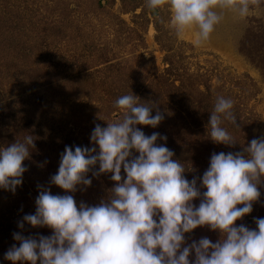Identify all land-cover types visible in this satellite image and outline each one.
<instances>
[{"label":"clouds","instance_id":"obj_1","mask_svg":"<svg viewBox=\"0 0 264 264\" xmlns=\"http://www.w3.org/2000/svg\"><path fill=\"white\" fill-rule=\"evenodd\" d=\"M258 4L259 0H146L153 12L169 7V26L177 37L194 30L196 47L209 40L225 10L243 19ZM140 101L132 92L118 97L114 107L122 110L121 117L106 127H94L92 147L65 146L58 171L50 178L51 184L74 193L78 185H91L86 174L98 164L93 176L111 173L116 182L107 202L78 206L72 195H53L47 188L39 191L35 214L25 215L23 221L47 226L52 234L14 233L19 246L13 244L5 259L13 264L38 260L39 264H264V218H254L255 229L235 224L252 211L261 195L264 137L252 139L241 152L212 153L202 177L188 180L184 165L173 159L174 152L156 143L167 137L156 132L145 135L137 127H156L164 119L159 110L152 115V105ZM233 107L232 99L216 98L208 121L214 143L235 144L222 127L224 120L237 125ZM34 147L33 137L27 135L0 148V188L15 192L21 185L27 170L22 162ZM194 199L200 200L198 206ZM205 225L219 230L222 238L213 243L204 237L184 246V234Z\"/></svg>","mask_w":264,"mask_h":264},{"label":"rangeland","instance_id":"obj_2","mask_svg":"<svg viewBox=\"0 0 264 264\" xmlns=\"http://www.w3.org/2000/svg\"><path fill=\"white\" fill-rule=\"evenodd\" d=\"M126 3L128 8L136 6L133 12H122L120 0H7L8 12L0 11L1 20L5 17L17 27H0V135H31L38 142L22 162L27 170L21 185L15 192L1 188L15 200L14 215L35 214V199L45 188L53 195H72L78 206L80 202L88 206L107 202L116 182L110 179L111 173L93 176L98 164L86 174L91 185H78L74 193L51 184L50 178L58 171L65 146L73 150L75 146L92 147L94 127H106L107 122L121 117V111L111 109L110 92L134 93L130 82L151 80L153 61L157 73L167 67L165 51L154 37L157 19L162 20L163 41L170 38L169 44L180 58L184 78L204 71L221 91L233 98L241 94L238 102L252 119L251 138L264 137V75L258 67L264 65V0L252 5L243 19L235 11L225 10L209 40L199 47L192 42L194 30L177 37L170 28L167 5L153 12L146 0ZM181 42L185 44L178 48ZM242 43L252 50L253 61L240 51ZM162 107L164 119L156 127L137 125L145 135H169L167 118L173 122L175 118L169 117L170 108ZM146 127L151 129L146 131ZM173 131L174 137L183 134L178 127ZM121 175L125 176L123 169ZM38 228L45 236L52 234L47 226ZM184 235V246L199 237L213 243L220 239L218 230L207 225ZM194 258L193 252L189 260Z\"/></svg>","mask_w":264,"mask_h":264},{"label":"trees","instance_id":"obj_3","mask_svg":"<svg viewBox=\"0 0 264 264\" xmlns=\"http://www.w3.org/2000/svg\"><path fill=\"white\" fill-rule=\"evenodd\" d=\"M6 1L7 0H0V7H2L0 8V11H2L3 14L8 12ZM120 1L122 12H133L136 7L132 6L131 8H128L126 0ZM99 7H102L101 3H99ZM162 26V20L157 19L155 22L157 33L154 37L165 51L163 61L167 67L157 73L158 68L153 61L150 64L152 71H154L152 73V79L149 81L135 79L130 82L131 84L129 88L133 89V94L139 97L141 103L152 105V115H155L157 110L162 112L160 108H163V105L170 108L167 113L171 112L172 115L170 114L169 117H174L175 120L173 122L172 118H167L168 124H170L167 126L169 129V135H167L166 141L161 140L160 144H163L174 152L173 159L179 160V162L185 167L186 171L183 175L186 179L192 180L193 177H202L204 171L209 167L212 153L241 152L247 147L252 140L249 124L252 119L250 114L246 115V113L242 111L243 108L240 106V102H238L239 95L241 94H237L233 98L232 95L221 91L219 89L220 86L212 84L211 76L209 74L208 76L203 71L202 73L197 72L196 74H193L195 77L184 78V72H180V58L179 56H176L175 51L172 50L171 45L169 44L170 38H167V41L169 42H165V40L163 41L162 39V36L166 37L165 33L160 30ZM0 27L3 30H17V27H14L13 24L10 23V20H6L5 17H3L2 20L0 19ZM166 43H168V45ZM184 44V42H181L178 48ZM240 51L244 53L246 58L253 61V56H251L252 50L245 48L243 43L240 47ZM258 67L262 70V74L264 75V65L262 64V66L259 65ZM134 70L137 71V69ZM235 83L238 84V82ZM107 87L110 89V84ZM244 88L245 87L240 86L239 90L244 91ZM247 91L249 92L250 90ZM109 94V102L113 105L111 106V109L113 111L122 112L121 109L114 107L115 100L118 97L129 93L117 94L110 92ZM218 96L230 98L234 101L232 111L236 116V124L238 126L227 120H224L222 123V127H224L236 140L235 144L232 146L214 143L209 137L208 121L210 118V112L213 110L215 100ZM249 96H251V94ZM176 127L183 130L182 136H173L175 134L173 130ZM150 129L151 128L148 127L144 128L146 131H149ZM22 135L4 133L0 135V146L3 148L16 141H23L25 136L23 137ZM33 143L37 146L38 142L34 140V136ZM175 146H177L176 149ZM30 151H33V148H31ZM134 155H138V153ZM197 186H199V179L197 180ZM205 190L206 189L201 188V192ZM258 190L261 194L259 199L253 202L252 211L250 213L245 214L243 217L235 221L237 226L243 224L249 229H255L256 224L254 218H264V181L258 185ZM11 199H13L12 196L10 194H4L3 190L0 188V264H13L12 261L5 259V253L13 244L17 247L19 246V241H16L13 238L14 233H19L25 237H37L38 235L45 236L43 233H40L38 226L33 227L26 221H23L24 214L19 212L17 215H14L12 213V210L15 207V200ZM199 202V199L193 200V203H195L196 206L199 205ZM242 206L243 205H237V207ZM20 223H23V228L19 227ZM218 233L220 238H222L219 230ZM15 264H30V262L17 261ZM37 264H39V260L37 261Z\"/></svg>","mask_w":264,"mask_h":264}]
</instances>
